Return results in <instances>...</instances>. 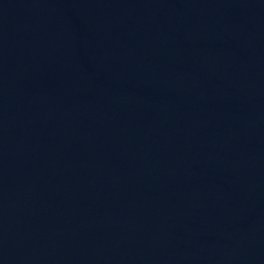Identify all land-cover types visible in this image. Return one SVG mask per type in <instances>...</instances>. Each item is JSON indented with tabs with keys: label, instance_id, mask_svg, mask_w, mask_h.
<instances>
[{
	"label": "water",
	"instance_id": "95a60500",
	"mask_svg": "<svg viewBox=\"0 0 264 264\" xmlns=\"http://www.w3.org/2000/svg\"><path fill=\"white\" fill-rule=\"evenodd\" d=\"M0 264H264V0H0Z\"/></svg>",
	"mask_w": 264,
	"mask_h": 264
}]
</instances>
